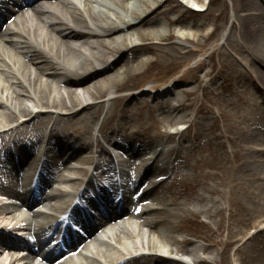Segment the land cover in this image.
<instances>
[{"label": "bare ground", "instance_id": "6f19581e", "mask_svg": "<svg viewBox=\"0 0 264 264\" xmlns=\"http://www.w3.org/2000/svg\"><path fill=\"white\" fill-rule=\"evenodd\" d=\"M180 1L188 8L190 0ZM260 1L264 3V0H242L240 13L243 15H240V25L236 26L237 29L240 26V38L243 41L240 42V55L248 62V74L240 66V97L244 105L249 103L245 96L251 94L249 81L257 88L264 87V4ZM153 2L34 0L21 2L11 12L0 15V140L21 128L34 131L37 127L43 129L50 119L44 115L53 110L66 111L67 120H78L91 113L95 115L111 104L108 120L128 117L134 103L145 93L126 98L114 96L124 89L122 79L134 76L135 67L131 62L134 54L150 40L162 42L172 38H167V35L156 27L150 28L157 25L154 19L160 16L158 7ZM195 2L199 7L205 5L200 3L202 0ZM181 38L200 40L207 37L200 32H191L182 33ZM158 46L159 44H152V50H158ZM231 64L238 69L234 61ZM224 75L225 73H219V76ZM171 89L159 95L169 97L175 90L174 87ZM103 98H107L106 102H99ZM251 105L255 112H264V96L259 98L256 95ZM240 119L241 122L247 120L245 116ZM15 125L16 127H13ZM137 125L136 130L132 132H125L122 127L125 134L114 133V138L105 139L108 143L106 146L93 138L92 143L98 144L99 151H91V142L81 144L78 139L66 138L63 141L55 139V135H49L48 149L45 150L44 156H35L29 166L28 159L34 153L32 154V150L26 145H20L17 140L10 139L0 143L1 147L6 146L8 142L15 146H6V153L0 154V163L4 156L10 162L9 167H5L6 170L9 169L5 177L6 171L2 170L0 164V264H31L27 262L28 258L20 253L23 250L19 251L22 244H27L34 252L41 251L40 240L31 244L23 243L20 238L12 237L7 232L24 236L22 233L26 229L28 233L48 234L60 230L65 232L66 237L70 235L71 242L79 244L83 243L84 239L78 235L72 224L85 232L89 238L104 234V224L100 219L92 215L88 217L78 208L77 200L81 199L92 200L96 217H103L118 226L116 233L103 236L99 250H90L88 264L202 263L189 253L185 259L178 258L180 243L174 235L177 210L163 206V197L158 190L162 183L156 179L162 172H168L169 167L167 164L164 168L153 167L145 163L143 158L145 153L153 148L155 157L152 160L153 164L156 163L162 155L159 148L168 142L170 136L165 134L157 139V142L148 143L141 139V125ZM262 131L263 117L254 119L253 128L240 129L242 142L250 158L245 160L248 165L254 164L251 159L264 156ZM143 134L147 135L146 131ZM52 139L57 140L56 144L51 143ZM249 144L263 148H250ZM108 147L124 152L129 159H140L137 164L143 163V173L138 176L137 183L132 178H122L124 168L131 167V164L124 165L126 161L124 164L115 163ZM88 149L91 151L88 152V158H82V154ZM64 151L65 156L61 153ZM46 156L51 157L52 163L45 161ZM235 158L239 160V154H236ZM106 160H109V169L115 170L118 179H121L108 176L107 183L100 187L97 175L106 170ZM73 162L76 163L75 167ZM261 164V172L253 170L251 175H246L253 189L251 195L249 194V204L237 206L240 213L249 217L241 220L242 226L255 228L259 234L264 235V160ZM26 165L25 172L29 175H25L20 181L21 185L24 187L23 184L27 183L31 176L34 180L28 184L29 189L19 194L12 191L10 186L17 180L16 172L22 173ZM63 170L67 171L60 177L59 186L50 194H46L45 189L55 180L48 179L47 176ZM94 186L99 187L102 207L92 199L93 194L98 197L97 191H92ZM115 187L124 191L119 203L115 197L107 198L105 195V191ZM136 191L137 197H133ZM7 197H16L18 203L8 204L5 200ZM2 201L5 202L1 203ZM133 203L135 206H141L129 208L128 205ZM22 208L28 212L21 211ZM68 213H71L69 222L65 221ZM234 216L232 213L231 218ZM39 218L45 221L39 222ZM92 219L100 221L98 228L93 229L90 221ZM134 219L139 220L138 228L132 221ZM22 226L25 229H21ZM146 228L148 232L145 231ZM257 245L264 251V242H258ZM257 245L255 243L256 247ZM19 254L21 255L17 256ZM262 258L252 256L247 260L246 257L243 259L246 260L245 264H264V255Z\"/></svg>", "mask_w": 264, "mask_h": 264}, {"label": "rangeland", "instance_id": "374dc122", "mask_svg": "<svg viewBox=\"0 0 264 264\" xmlns=\"http://www.w3.org/2000/svg\"><path fill=\"white\" fill-rule=\"evenodd\" d=\"M153 1L160 16L154 19L157 25L150 28L156 27L167 38H172L162 42L150 40L134 54L131 60L135 67L134 76L122 79L124 89L114 96L126 98L145 93L134 103L128 117L108 120L111 104L95 115L91 113L78 120H67L66 111L53 110L44 115L50 119L43 129L37 127L34 131L21 128L2 138L0 143L10 139L26 145L34 153L28 159L29 166L35 156L40 157L42 151L45 154L48 145L44 150L42 148L49 135H55V139L63 141L66 138L78 139L81 144L92 143L94 138L106 146L108 143L105 139L114 138V133L125 134V130L132 132L138 127L137 124L141 125V139L148 143H155L169 134L168 142L159 148L162 155L156 163L153 164L152 160L155 157L153 148L143 158L145 163L153 167L164 168L166 164L169 167L168 172H162L156 179L162 182L158 190L163 197V206L177 210L174 235L180 243L178 258L185 259L189 253L201 260V264H245L252 256L263 259L264 251L257 243L264 242V235L255 228L242 226L241 220L249 217L240 213L237 206L249 204V194L253 189L246 175H251L253 170L261 172V161L264 160V156H261L251 159L254 164H246L245 160L250 158L240 132V129L253 128L254 119L264 118V112H255L251 105L256 95L259 98L264 96V87L257 88L249 81L251 94L245 96L248 105H244L240 97V66L248 74V62L240 55V42H243L240 26L236 28L240 25V15H243L240 13L242 0H210L205 13L194 12L179 0ZM191 32L203 33L207 38H181L182 33ZM152 44H159L158 50L153 51ZM233 61L238 66L237 70L231 64ZM219 73L225 75L219 76ZM172 86L175 89L172 97L159 95ZM106 100L103 98L99 102L104 103ZM242 116L247 118L245 122H241ZM145 131L147 135L143 134ZM119 139L122 140L121 137ZM57 140L52 139L51 143L54 145ZM6 146L15 147L9 142ZM6 146L0 145L1 155L6 153ZM248 147L263 148L255 144H249ZM107 149L110 154L115 150L110 147ZM92 150L99 151L97 143L91 144ZM89 151L86 150L82 158H88ZM61 153L65 156L66 152ZM118 154L123 162L126 161L124 165L131 164V167H126L125 178L138 175L143 165L137 164L140 159H129L121 151ZM236 154H239V160H236ZM45 159L49 164L52 163L51 157L46 156ZM108 161L105 162L106 170L98 173L97 181L108 176L115 177ZM0 164L2 170L6 171L5 177L10 162L4 156ZM72 165L75 167L76 163ZM26 170L27 165L22 173L16 172L17 180L10 186L12 191H20V181L27 174ZM66 171L56 172L47 178H55L54 182H58ZM54 182L45 189L46 194L58 186ZM128 207L134 208L135 203ZM232 213L235 214L233 218ZM37 220L45 221L43 218ZM145 231L148 232V229ZM8 233L15 237L16 232ZM245 257L246 260L243 259Z\"/></svg>", "mask_w": 264, "mask_h": 264}]
</instances>
